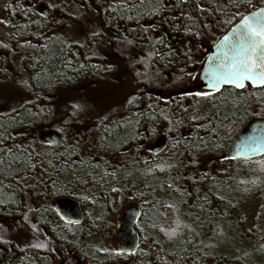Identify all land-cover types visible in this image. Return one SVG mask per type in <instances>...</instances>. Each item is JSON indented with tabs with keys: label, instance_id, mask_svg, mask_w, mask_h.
<instances>
[{
	"label": "trees",
	"instance_id": "16d2710c",
	"mask_svg": "<svg viewBox=\"0 0 264 264\" xmlns=\"http://www.w3.org/2000/svg\"><path fill=\"white\" fill-rule=\"evenodd\" d=\"M42 3L48 6V16L41 11ZM261 6L264 0H4L1 8L10 35L0 36L4 53L0 55L4 76L0 83L15 79L25 98L14 109L0 111V215L30 217L35 207L40 216L55 214L46 210L43 201L66 197V182L81 181L67 180L66 176L76 177L80 172L66 168L125 167L159 178L178 169V156L182 168L177 173L186 178L173 181V187L190 191L185 199L192 200V208L196 206L214 224L231 218L237 222L233 214L243 202L229 199L234 178L242 177L240 184L252 176L264 178V156L249 160L215 157L203 163L199 155L217 154L246 122L264 118V88L225 87L208 96H197L200 91L195 88L178 95L164 96L163 92L196 80L218 39ZM87 21L95 32H82ZM89 39L98 45L86 48ZM124 47L131 49L135 75L124 115L105 125L100 122L95 137L92 133L70 135L67 145L63 128L58 129L59 125L66 128V121L60 115L41 113L40 107L68 98L70 85L78 90L77 84L85 80L98 82L105 74L103 79L117 78L126 55L121 52ZM14 55L20 58L16 73L8 68ZM28 58L30 63L25 64ZM104 67H108L105 72ZM46 129L62 134L58 147L41 139ZM160 135L168 138L169 145L155 155L147 144ZM215 168L223 169L216 173ZM179 213L176 204H167V216ZM10 221L6 220L7 226ZM170 225L177 232L184 230L176 222ZM14 232V227L0 229V264H33L31 250L15 245ZM185 239L182 236L179 244L184 245ZM220 239L216 237L215 259L247 264L244 253L230 257L220 251ZM222 260L215 264H224Z\"/></svg>",
	"mask_w": 264,
	"mask_h": 264
},
{
	"label": "flooded vegetation",
	"instance_id": "af4514ba",
	"mask_svg": "<svg viewBox=\"0 0 264 264\" xmlns=\"http://www.w3.org/2000/svg\"><path fill=\"white\" fill-rule=\"evenodd\" d=\"M66 171L80 172L66 176L67 180H81L66 182V197L61 198L73 202L66 207V219L56 210L58 199L43 201L46 210L55 214L40 216L35 207L30 217L0 215V229L14 227L15 245L31 250L33 264H215L222 260L214 257L220 236L214 221L203 215L167 216L165 190L156 193L146 183L136 182L134 170L80 167ZM89 171L94 173L87 175ZM129 209L136 210L137 216L133 231L126 233L130 248L122 249V223ZM7 219H11L9 226ZM171 222L184 230H173ZM181 235L187 238L184 245L179 244Z\"/></svg>",
	"mask_w": 264,
	"mask_h": 264
},
{
	"label": "rangeland",
	"instance_id": "374dc122",
	"mask_svg": "<svg viewBox=\"0 0 264 264\" xmlns=\"http://www.w3.org/2000/svg\"><path fill=\"white\" fill-rule=\"evenodd\" d=\"M3 2L4 0H0V23L3 22V24L0 25V36H9L10 33L5 28V26H7L6 20L8 18L5 17L6 15L3 13L1 8ZM45 5L46 4L42 3L41 11L43 7L48 8V6ZM82 28V32L85 30L86 34H88V32L91 30H93L92 32H95L96 30L89 21H87V24H85ZM84 44L86 48L92 45H98L97 42L92 39H89ZM128 49L124 47L125 51H121L126 55L122 59L123 64L121 65H123V67L121 68V72L117 73V78L111 80L103 79L104 77H107L105 74L99 76L100 80H98V82L91 83L85 80L83 83L77 84L78 86H81L78 90H72V85H70L67 95L68 98H63L55 106L47 104V106L40 107L41 113L46 114V112H49L52 115H60L62 119L66 121V128H64V125H59L58 129L61 130V128H63V135L66 138L67 145H70V135L75 137L77 135L83 136L92 133L93 137H95L98 135V132H100L101 128H98L100 122L101 124L105 125L118 120L120 116L122 117L124 115L123 109L130 100L128 97L133 88V77H135L133 74V68L131 67L132 61H130V59H132L131 49ZM1 54L3 55L4 53L0 51V55ZM11 60L14 64L11 63L8 67L9 72L16 73V68L20 65V58L14 55L12 56ZM29 60L30 59L28 58V60H26L24 63H30ZM125 63H129V66H125ZM107 68L108 67H104L103 72H105ZM198 76L199 72L196 74V80L187 85L185 84L182 87L174 88L168 92L165 91L163 92V95H178L187 90L196 88V85L198 84ZM147 77L149 79L152 78L150 74H148ZM3 78L4 76L0 72V79ZM23 98H25V95L20 90V88H17L15 79L12 81V83H0L1 112H5L7 109H14L19 105ZM97 119L98 122L94 123ZM43 120H45V118H42V121ZM80 124L88 125V128L78 127ZM54 130L58 131L57 129ZM42 132L43 131H41V133ZM60 135L62 137L61 133ZM157 138L158 136L148 142L147 148L149 150H152L153 144ZM99 149L97 151H99ZM223 151L224 148L221 149L217 154L204 152L199 155V159L203 163H208L215 157H222ZM141 155L143 156V154ZM179 159L180 158L178 156L175 157V163L179 167L178 169H174L171 175H165L162 178H158L154 177L155 173L150 172V174H148L146 171L142 172L141 170L137 169L136 171L132 172L134 173V179L136 182H140L141 184L146 183L151 187L152 190H156V193H159L158 190H165V204H176L181 209L182 213L186 215H202L201 212L196 210V206L195 208H192V200L187 201L185 199L187 194H190V191L187 192V190L182 187V190L178 189L177 187L176 190L175 187H173V181H182L184 180V177L186 178L184 173H177L180 172V169L182 168ZM222 169L223 168H215L213 169V172L217 173L222 171ZM200 170L205 171L204 168H201ZM153 171L154 169L152 172ZM159 171L162 172V170ZM123 175L124 174L120 175V177ZM225 177L228 176L226 175ZM242 180V177H235V184L233 185L230 196L226 194V196H229V199H232L234 203L243 202V205L234 211L235 213L233 214V216L235 215L238 221L235 222V218H231L229 220H225L224 222H216L214 226V231H218L219 234H221V236H218L221 237L218 247L220 251L228 252L230 257L242 256L241 253H244L243 259L247 264H264V242L262 241V239H264V178L252 176L245 179L246 183L240 184L239 182ZM151 198L153 199L154 196H151ZM188 203L190 204L189 206Z\"/></svg>",
	"mask_w": 264,
	"mask_h": 264
},
{
	"label": "water",
	"instance_id": "95a60500",
	"mask_svg": "<svg viewBox=\"0 0 264 264\" xmlns=\"http://www.w3.org/2000/svg\"><path fill=\"white\" fill-rule=\"evenodd\" d=\"M264 9V6L258 7L244 16H248L253 12H257ZM42 11L45 15H48L49 10L47 7H43ZM242 19V18H241ZM241 19L237 21L230 29L222 35L214 46L210 49L208 55L206 56L203 64L199 70L198 84L196 85L197 91L205 92H216L220 91L225 87H233L237 90H243L247 86H250L253 89H261L264 86L254 88L250 85L249 82H245V87L239 88L235 87L232 84L225 83L220 86L219 90H213L208 87L207 76L210 75V69L218 65L219 59L227 52L228 48L231 46L232 41L234 40L233 33L236 27L241 22ZM225 37H228V40H225ZM41 139L48 143L51 147H58L61 143L62 137L60 133L54 129L45 130L41 133ZM169 145L168 138L165 135H160L155 140L152 152L155 155H159L167 150ZM264 156V118H254L246 122L238 133L233 137L229 144L225 147L222 157L225 160H235L243 159L249 160L254 158H260ZM73 204L72 201L66 198H60L56 201L55 207L57 212L66 219V207ZM137 216L136 210L129 209L122 223L121 237H120V247L122 249H129L130 244L128 243L129 238L126 233L133 231V223Z\"/></svg>",
	"mask_w": 264,
	"mask_h": 264
},
{
	"label": "snow or ice",
	"instance_id": "6c2138e0",
	"mask_svg": "<svg viewBox=\"0 0 264 264\" xmlns=\"http://www.w3.org/2000/svg\"><path fill=\"white\" fill-rule=\"evenodd\" d=\"M233 36L231 46L218 65L210 69L208 87L219 90L221 85L229 83L243 88L246 81L254 88L264 86V9L243 16ZM209 94L196 93L197 96Z\"/></svg>",
	"mask_w": 264,
	"mask_h": 264
}]
</instances>
